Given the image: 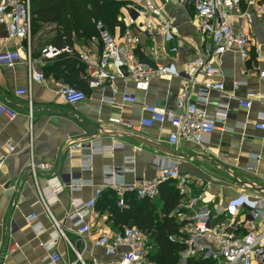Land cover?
<instances>
[{"label": "crops", "instance_id": "crops-1", "mask_svg": "<svg viewBox=\"0 0 264 264\" xmlns=\"http://www.w3.org/2000/svg\"><path fill=\"white\" fill-rule=\"evenodd\" d=\"M241 8L249 11L251 17L233 14L232 22L249 34L250 58L243 61L237 51H227L215 60L219 72L214 77L197 78V91L192 99L197 101V92L215 81H222L224 94L211 90L207 111L215 115L221 108H227L229 113L226 121L219 122L217 129L201 143L183 139L170 143L172 127L169 122L151 127L140 125L144 105L177 109V95L186 79L182 76L157 78L149 84L117 80L114 84L93 89L84 78L88 73L87 64L78 58L83 70L77 83L85 89L87 98L74 105L64 102L58 90L70 81L71 72L62 64L60 56L44 64L40 58L41 48L55 34L54 24L43 25L32 37L33 70L44 72L42 81H32L33 120L29 118L27 98L15 93L30 82L27 65L21 61L14 67L0 68V99L7 98L18 112L14 120L0 114V154L7 155L0 172V264H44V257L54 251L62 257L57 264L76 261V251L65 239H59L56 249L51 251L43 244L54 228L51 215L42 202V190L52 178L65 184L74 176L83 181L80 190L64 187L56 202L49 205L55 220L87 263L96 257L101 264H117V256L107 255L92 241L98 233L115 232L120 226L108 210L95 206L86 219L92 230L80 237L68 214L74 210V200L85 202L93 197L96 188L107 178V171L114 167L123 169L119 171L122 176L119 178L133 183L155 177L162 165L174 162L180 172L190 176L192 196L203 195L199 203L209 205L213 211L219 204L235 199L245 191L252 203H255V196L264 194V130L256 127L264 113V79L259 74L264 70V0H257L252 6L244 3ZM130 12L129 9L123 14L125 25L133 19ZM167 12L174 23L173 39L159 51L158 60L174 72L201 53L208 41L192 22L195 14L192 2L169 5ZM141 20L139 17L137 22ZM115 33L119 34L120 29L117 28ZM144 40L148 42L147 38ZM20 44L26 45L24 41L10 39L2 28L0 49L17 48ZM72 46L78 52L101 50V45L92 42V38L87 43L74 39ZM171 46H177L178 50L170 51ZM21 50L25 55L26 51ZM152 59L150 53L142 56L146 62ZM124 90L137 98L135 103L123 102L121 93ZM238 99L251 100L252 106H242ZM86 138L98 147L121 146L114 151L93 154L92 168L86 169L85 158L90 151H76L71 157L66 154L70 140ZM5 141L15 145L14 152L3 145ZM32 162L37 165L48 163L51 168H37L34 173ZM249 166L254 170L249 171ZM124 196L125 205L118 204L119 207H130L132 200L140 199L130 189L125 190ZM153 201L160 211L161 194ZM137 203L141 205L139 201ZM136 208L140 213L144 210ZM31 214L37 215L40 226L36 229L27 220ZM43 227L46 231L39 234Z\"/></svg>", "mask_w": 264, "mask_h": 264}, {"label": "built area", "instance_id": "built-area-1", "mask_svg": "<svg viewBox=\"0 0 264 264\" xmlns=\"http://www.w3.org/2000/svg\"><path fill=\"white\" fill-rule=\"evenodd\" d=\"M127 9L131 10L130 22L125 30L119 34L111 32L102 21H94L97 35L92 42L101 45L99 52L92 49L76 51L73 46H61L49 43L41 48V63L57 58L63 54H74L87 64L88 73L84 78L90 88H101L107 84H114L117 80H132L137 84H149L162 77L182 76L185 83L177 95L176 110L160 109L155 105L147 104L143 107L144 115L140 125L151 127L155 124H171L169 142L177 143L179 140H188L201 143L209 138L217 129L219 122L228 118V109L221 108L215 115L207 111L210 91L219 90L224 94L222 81H215L197 92L199 99L192 96L197 91V78H212L219 68L215 60L227 51H237L243 61L250 58L251 39L243 28H237L232 22L233 14L250 18L249 11H243L241 6L245 3L252 6L257 0H126ZM194 6V22L197 30L208 41L201 53L181 69L171 71L168 65L158 60V53L173 39L174 23L169 17L167 7L170 5L191 3ZM136 16V17H134ZM142 17L138 23L137 19ZM138 25V26H137ZM4 28L15 41H24L26 45L17 48L0 49V68L14 67L24 62L30 72V82L26 87L15 90L19 96L28 100L29 118L33 120V93L32 81H42L44 72L33 70L32 58V7L31 0H1L0 1V39ZM145 38L148 42H145ZM26 54H22V50ZM177 46H171L170 51L176 52ZM146 53L152 55L151 62L142 60ZM264 79V70L260 71ZM59 97L68 104H77L87 98L86 91L76 85L64 83L58 90ZM125 103H135L137 98L127 90L122 93ZM242 106L250 108L251 100L238 99ZM0 114L14 120L18 112L10 105L7 98L0 99ZM261 121L256 125L264 130V113L260 115ZM12 153L16 147L9 141L3 144ZM121 145L108 147L95 146L90 139L70 140L66 154L71 157L76 151H87L85 168L91 169L93 154L103 153L106 150L114 151ZM7 161V155L0 154V172ZM127 167V166H126ZM48 170V163H31V169ZM249 171L254 167H247ZM122 168L114 167L107 171L104 183L96 188L92 198L85 202L74 200V210L68 217L76 227L80 237L92 230L86 221L92 213L98 198L105 189L113 190L118 195V204L125 205V190L135 191L138 197L151 201L160 193L163 183H172L177 190L180 201L175 210L178 226L177 232L170 236L172 243L179 244V264H264V194L255 196V203L249 200L245 191L239 197L230 199L216 207L213 211L207 204H200L203 195L196 197L191 194V179L188 174L180 172L176 163H165L153 178L127 183L119 171ZM122 177V176H121ZM68 186L73 190H80L83 181L79 177H72L62 183L57 178L48 180L42 190V202L49 211L53 220V230L50 238L44 242L48 251L55 250L59 239L67 241L69 247L76 251L77 259L70 264H101L96 257L87 263L82 253L76 250V245L69 241L66 232L55 220L50 210V203L56 202L58 193ZM44 191V192H43ZM221 214V216H220ZM32 228L39 225L36 214L27 217ZM40 226V225H39ZM46 229L39 230L42 234ZM81 239V238H80ZM86 245V241L81 239ZM92 244L101 247L107 255L117 256V264H158L151 256V247L147 234L138 226H124L115 232L103 231L93 239ZM61 255L54 251L44 257V264H57Z\"/></svg>", "mask_w": 264, "mask_h": 264}, {"label": "trees", "instance_id": "trees-1", "mask_svg": "<svg viewBox=\"0 0 264 264\" xmlns=\"http://www.w3.org/2000/svg\"><path fill=\"white\" fill-rule=\"evenodd\" d=\"M127 4L126 0H31L32 37L43 25L54 24L55 34L47 44L72 46L74 39L87 43L97 35L94 21L104 22L113 33L119 28L121 33L126 27L122 8ZM59 59L71 72L67 83L80 88L77 81L83 69L78 57L64 54ZM160 194L163 201L160 211L157 210V203L155 205L154 201L140 197L142 200H132L130 207H119L118 195L113 190L102 193L95 206L108 210L120 229L124 225L142 229L148 236L151 256L158 264H179L181 246L172 243L169 238L177 232L178 222L174 212L180 196L172 183H163ZM136 206L144 210L140 213Z\"/></svg>", "mask_w": 264, "mask_h": 264}, {"label": "rangeland", "instance_id": "rangeland-1", "mask_svg": "<svg viewBox=\"0 0 264 264\" xmlns=\"http://www.w3.org/2000/svg\"><path fill=\"white\" fill-rule=\"evenodd\" d=\"M122 9H123V11H124L123 14H127L128 9L126 8V6H124ZM126 10H127V11H126ZM126 226H129V225H126Z\"/></svg>", "mask_w": 264, "mask_h": 264}, {"label": "water", "instance_id": "water-1", "mask_svg": "<svg viewBox=\"0 0 264 264\" xmlns=\"http://www.w3.org/2000/svg\"><path fill=\"white\" fill-rule=\"evenodd\" d=\"M134 17H136V16H134Z\"/></svg>", "mask_w": 264, "mask_h": 264}]
</instances>
